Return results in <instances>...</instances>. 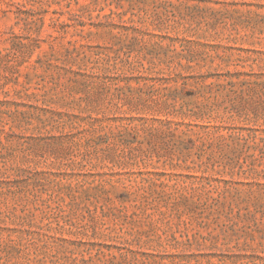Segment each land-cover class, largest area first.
<instances>
[{
  "label": "rangeland",
  "instance_id": "374dc122",
  "mask_svg": "<svg viewBox=\"0 0 264 264\" xmlns=\"http://www.w3.org/2000/svg\"><path fill=\"white\" fill-rule=\"evenodd\" d=\"M0 264H264V0H0Z\"/></svg>",
  "mask_w": 264,
  "mask_h": 264
}]
</instances>
